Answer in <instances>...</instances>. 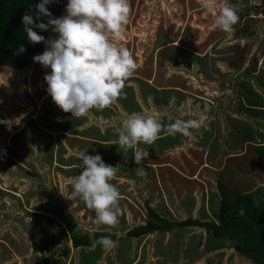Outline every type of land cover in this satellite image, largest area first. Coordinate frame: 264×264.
Returning <instances> with one entry per match:
<instances>
[{
  "label": "rangeland",
  "instance_id": "374dc122",
  "mask_svg": "<svg viewBox=\"0 0 264 264\" xmlns=\"http://www.w3.org/2000/svg\"><path fill=\"white\" fill-rule=\"evenodd\" d=\"M229 2L239 16L230 34L215 26V12L205 10L201 0H129L128 23L118 43L130 51L137 66L152 56V51L146 50L147 43L171 44L163 47L165 53L160 56L166 55L172 60L170 76L175 75V70H182V77L191 78L184 80V84L188 89L191 85L192 92L202 97L197 103L194 101L197 98H188L185 102L191 113L186 114L188 119H202L203 125L192 130L190 137L181 135L183 142L177 147L173 145L175 141L180 142L178 134L173 138L169 134L159 136L156 144L165 150L159 151L157 146L153 154L149 153L150 163L143 177L136 175L137 165L127 158L132 156L131 149L119 151L112 142L87 134L89 130L106 133L114 128L117 125L114 114L101 119L91 109L84 116L72 117L60 110L46 92L44 75L50 69L36 62L20 68L0 65V120H15L10 131L0 124V264H173L167 261L174 254V264L237 262L233 248L224 255L220 252L207 255L202 243L205 231L199 227H182L139 239L124 235L127 225L138 223L145 212V199L169 218L192 214L200 201L204 214L211 209L214 212V208L206 210L211 203L205 195L215 190L218 175H231L230 160L235 157L229 155L245 151L240 158L246 159L247 168L253 166L250 144L235 145L234 139L240 128L249 126L254 135L257 130L264 131V118L260 110L244 107L240 92L235 94L241 84L240 87H251L264 95V0ZM66 3L64 0L59 17L66 14ZM55 35L50 30L45 40ZM44 50L43 43L41 51ZM193 53L198 56H190ZM197 57L198 67L189 66L185 60H197ZM138 87L142 88L141 83ZM122 91L127 96L124 104L131 102V93L138 95L133 88L124 87ZM243 95L245 101L254 98V93L246 90ZM107 125H111L108 130H101ZM161 125V132L167 131L169 124L163 121ZM112 132L110 136H114ZM255 136L253 141L264 139V134ZM244 137L242 130L240 139ZM252 138L253 131L249 130L248 139ZM84 150L88 155H100L108 165L118 163L117 173L110 181L120 197L115 226L97 228L92 223L94 212L79 198H70L71 179L81 171L76 154ZM262 159L256 160L249 170L256 169L257 177L264 181ZM198 162L203 163L202 167L207 165L197 174ZM160 164L166 168L154 171ZM169 164L179 174H171L167 170L172 168ZM153 165L157 167L150 169ZM196 168L197 172L192 173ZM193 180L198 183L192 184ZM189 202L194 203V208ZM36 207L43 209L39 213L49 216L36 214ZM45 209L52 213L44 212ZM61 218L90 236L95 231L114 232L118 242L110 250L92 243L90 251L87 249L88 262H84L81 255L86 249L73 248L69 238L60 231L63 226L69 229ZM47 232L53 235L46 242L52 246L38 247ZM215 239L221 243L228 241ZM95 254H98L96 259Z\"/></svg>",
  "mask_w": 264,
  "mask_h": 264
},
{
  "label": "clouds",
  "instance_id": "9594fccd",
  "mask_svg": "<svg viewBox=\"0 0 264 264\" xmlns=\"http://www.w3.org/2000/svg\"><path fill=\"white\" fill-rule=\"evenodd\" d=\"M53 2L39 0L35 4L36 11L26 12L21 23L29 42L45 44V50L32 59L42 68L50 69L44 75L47 94L60 110L79 118L91 109L113 104L123 95L125 82L137 69L130 51L118 43L128 23L129 0H67L66 14L59 18H53L46 8ZM201 4L205 10L216 13V27L229 34L234 31L239 16L229 0H201ZM41 18L45 22H41ZM33 29L41 32L50 29L56 35L45 40ZM24 51L20 45L18 53ZM13 123L15 120H0L9 131ZM202 125V119H177L168 125L167 132L171 136L190 137L192 130ZM161 130L157 117L135 112L128 114L118 128L117 144L124 152L132 150L137 176L146 175L142 161L148 157L147 149L138 145H151ZM79 159L81 171L71 179L70 198H79L94 212L92 223L97 228L117 225L119 191L110 182L117 173L116 166L106 164L98 154H86L85 150L79 153ZM98 243L110 250L116 241L101 236Z\"/></svg>",
  "mask_w": 264,
  "mask_h": 264
},
{
  "label": "crops",
  "instance_id": "0c3cea01",
  "mask_svg": "<svg viewBox=\"0 0 264 264\" xmlns=\"http://www.w3.org/2000/svg\"><path fill=\"white\" fill-rule=\"evenodd\" d=\"M154 45H152V42H150L149 44L147 43L146 50L148 52L152 51L150 53V55L152 54V56L147 57L145 63L142 66L141 65L137 66V69L134 71V73L125 82L126 85L124 87L125 88L126 87L133 88L134 92H136L138 95L134 96V94L131 93V96H132L131 102L127 103V104H124V100L126 99L127 96L124 97V95H121L119 98H117V100L113 104H111V105H109L103 109H99V110L95 109V108L93 109L94 110L93 113H96L98 115V117H100L101 119H107L109 115L114 114L112 117L117 120V125L112 129H109L111 127V125L103 126V128H101V130H103L104 132L109 129L106 133H103L102 131L100 133L97 129H95L96 130L95 132H92L89 130L87 132V134L96 135L97 137H94V138L107 140V141L112 142L110 144H113V146H118V144H117L118 128L121 126V124L125 120L126 116L128 114L133 113V112L155 116L158 118V120L161 124L163 123V121L170 124L177 119L188 120L189 117L186 114H191V113L189 112V109H188L189 104L185 101L188 98H192V99L197 98V99H194V101L197 103V102H200V100H202V97H200L199 95H196L195 93L192 92L194 89H192L191 85H190V88L188 89L186 84H184V80H190L191 78L190 77H187V78L182 77V70H175V72H176L175 75L170 76L171 70H172L170 63L172 65V60H169L168 58H166V55L162 56V57H160V56L163 53H165L162 50L165 47L171 46V44H168L165 41V42L160 43V44L155 42ZM173 46L176 47L177 45H173ZM186 52L189 53L190 51L186 50ZM196 55L198 56V54H196ZM196 55H194V53L191 54V56H196ZM195 58L190 59V60L188 58L185 60H186V62L190 63L189 66H191V67L197 66L198 67L199 58L197 57V60H195ZM168 76H170V79L168 78ZM189 76H191V75L189 74ZM140 83H141V87H142L141 89L138 87V84H140ZM238 93L242 96V98L244 100L243 101L244 107L245 106L248 107L246 105V101H245V98L243 95V91L236 90L235 95L237 96ZM254 93H259V92L254 91ZM259 94L262 95V93H259ZM117 103H118V105H117ZM232 117L235 118V116H232ZM78 126H79V124H78ZM244 128H246V127H244ZM244 128H242V129L240 128L236 132V138L234 139L235 145L238 144V145L247 146V144H250L248 146H250L253 150V145L259 143L258 141H261L260 138H259V140L253 141L254 138L256 137L255 135H258L259 137H261L264 134V131H262L261 129L257 130V131H255V135H254V130L250 129L249 126L246 129H244ZM247 129L253 131V138L248 139L247 138V137H249V135H248L247 137L240 139L239 132L241 130H247ZM78 130H81V129H78ZM111 132L113 133L114 136H110ZM167 134H168V132L164 131V132H160L159 136H164ZM80 135L83 136V134H80ZM168 136H171V135H168ZM88 137H90V136L88 135ZM172 138H173V136H172ZM178 139L180 140V142L175 141V144L173 145L174 147H177L178 145L181 144V142H183V137H181V134H178ZM156 140L151 145H144V144L138 145V147H140L142 149H147V151H148L147 159L151 156V155H149V153L151 152V154H153V150H154V148L156 149L157 146H158V148H160L159 151L165 150V147L162 148L163 146L156 144ZM102 143L104 144L106 142H102ZM110 146H112V145H110ZM120 150H122V149L119 148V151ZM196 152H198V151H196ZM79 153L80 152L78 151V153L76 154L78 158H79ZM244 153H245V151L243 153L238 152V153H233L234 155H229V156L235 157L233 160H230V170H231L230 173H231V175H229L227 177H224L222 175H218L217 179L214 182L215 190H211V191L206 192L205 197L207 198V201L209 203H211V206L209 208H207L206 210H209L210 208L215 209L214 212L211 209V210H209L208 213L206 212V214H209V216L213 217V218L209 219V217L206 214H204L205 208L203 209L201 201H200V206H198L196 208L197 211L194 210L192 212V214H186L183 216V218H175V217L169 218L168 216L161 214L158 210L155 209V207L149 201H147L145 199V202H144L145 212L140 215L138 223H132L131 222L128 225L126 223L127 228H126V231L124 233L125 237L126 238H138L139 239V238H142V237H145L148 235L157 236V235L162 234V233H169V232L174 231L177 228L198 227L195 225H186V226L173 225V227H171L169 230H164V231L157 230L154 228L146 230L148 227H150V220L148 219V209H151L159 217L163 218L164 220H166L168 222H180V221H183L186 219H190V220H197V221H201V222L211 221V222L218 223L217 216H218L219 212H222L223 220L225 221L226 225H228L226 232H228V234H230V235L231 234L236 235L235 233L238 230L236 224L238 225V227L241 228L240 233H239L241 235L248 233V232L252 233L253 231L261 230L258 219H253L251 216L254 212H258V213L262 212V208L253 199H251L250 196H247V193L248 194L260 193L261 197H262V195L264 196V181L261 178L257 177L258 173H256V169L252 170V172H250V170H249L250 168H252L254 166L256 160H260V159H258L253 152L252 159H251L253 166H250L249 168H247L246 159L244 160L243 157L240 158L241 155L242 156L245 155ZM127 158L132 159V156L128 155ZM147 159L142 161L144 168L148 167V165L150 163V161ZM262 160L264 161V159H262ZM131 161L133 162V159ZM197 161L202 162V159L200 160L198 158ZM199 162H198V165H199ZM129 163H131V162H128V164ZM117 164H116V166H117ZM163 165H165V164H160L158 166V168L154 171H157L160 168L165 169L166 167ZM169 165L172 168L167 169V170L171 174L173 172H176L179 174V171L177 170V168L173 169L174 165H172V164H169ZM201 165H199L198 172H197V168H196L192 173L197 172V174H198L199 171L201 169H203L207 164H205V166H203V167ZM153 167L155 169L157 166L153 165L150 169H152ZM193 178L196 179L197 176H195ZM177 180H178V178H177ZM191 183L197 184L198 181L193 180V181H191ZM220 184L228 191V193H229L228 196H230L228 204H227V196L226 195L224 196L226 198L225 200H226L227 206H222L223 196L221 193ZM190 205H193L192 208H194V203H190ZM39 209H41V208L36 207V210H37L36 214L41 213V214H43L42 216H44L45 213H42V212L39 213V211H38ZM41 210H43V209H41ZM241 210H243V214H241ZM44 212H46V213L51 212L52 213V211H50L49 209H45ZM45 216H49V215H45ZM61 220L64 221L65 223H68L69 229L63 226L60 231L62 234L64 233L69 238V241L71 243H72V233H78L80 235L82 234L83 236L87 235L90 240H93L91 242V245H89V246H77V247H75L72 244L73 248H75V249H79V250L86 249L83 252L84 254L87 253V249L90 251V246H92V243H93V245L100 247V244L98 243V239L101 236L108 235L111 239L116 241V243L118 242V235L115 234L114 232L108 233V232H103V231H95V233L92 236H90L87 233H84L81 230L77 229V227H72L69 224V221L67 219L61 218ZM60 224H62V223H60ZM231 224H234L233 227L234 228L236 227V228L232 229ZM139 227L141 228V231L143 233H140L139 235H132L129 233V232H132L133 230H135V228H139ZM75 228L77 230H75ZM199 228H202L205 231V235H204V238L202 239V243H203V247L205 248L207 255H212L215 252H220L222 255H224L225 253H230V250L233 248V251L235 252V256L237 257V262L235 260V262H233L234 264H253V263H251V261H249V259L245 258L244 256H242L238 252V250L236 249V246L234 245V242L231 240V237H229V236H225V237L216 236L215 237V235L207 233L205 228L200 227V226H199ZM52 236H53L52 233L47 232L46 235L42 237L44 240H41L39 242L40 243L39 247L45 248L47 246H49V247L52 246V243L50 245H49V243H46L52 239ZM215 238H217V239L225 238L228 241L221 243V242H218ZM174 245H176V244H174ZM123 248H126L125 245H123ZM169 254H170V252H169ZM229 256H230V254L228 255V257ZM81 257H82V255H81ZM97 257H98V254H95V259ZM172 258L173 259H169L167 261V263L170 262V263L174 264L176 262V254H174L172 256ZM131 262L132 261H130V263ZM228 263H230V261ZM68 264H70V262Z\"/></svg>",
  "mask_w": 264,
  "mask_h": 264
},
{
  "label": "trees",
  "instance_id": "16d2710c",
  "mask_svg": "<svg viewBox=\"0 0 264 264\" xmlns=\"http://www.w3.org/2000/svg\"><path fill=\"white\" fill-rule=\"evenodd\" d=\"M39 0H0V65H6L13 68H20L23 66H28L33 62L32 57L37 54H41L42 44L41 43H31L26 38V34L23 31V25L21 23L22 16L31 10L34 13L35 4L38 3ZM64 5V0H54L53 3L46 5L48 11L52 14L53 18H58L62 7ZM215 16V13L213 14ZM34 23L36 22L35 16H33ZM41 22H45L44 18H41ZM37 32V34L42 35L44 37L47 36L48 31L41 32L38 29H33ZM20 45H23L25 51L23 53H18V48ZM191 56V55H190ZM241 85V84H240ZM238 85L239 91H248L250 93H254V90L251 87H240ZM264 95H260L259 93H254V98L250 101L246 100V105L251 107V109L260 110L264 118ZM247 128V127H246ZM244 128V129H246ZM242 131V130H241ZM239 132V134L241 133ZM245 137L249 135V129L244 130ZM248 138V137H247ZM259 143L253 145V152L258 159L264 158V139L258 141ZM221 193L223 196V204L222 206H227L229 203L228 191L220 184ZM227 196V204L226 198ZM246 195V194H245ZM247 196H250L258 205L261 206L262 212H254L252 214L253 219H258L261 230L253 231L252 233H245L243 235L240 233V227L236 224L238 230L233 234H228L226 232L227 226L225 221L223 220L222 212H219L217 218L218 223L211 221H197L186 219L180 222H168L163 218L159 217L156 213H154L151 209H148V219L150 220L149 229H157V230H169L173 225H195L205 228L207 233L213 234L215 236H229L231 240L234 242L236 249L238 252L249 259L253 264H264V196L262 197L257 193H251ZM224 212V211H223ZM229 224V223H228ZM234 224H231L232 229ZM132 235H139L143 233L141 228H135L132 232H129ZM240 235V236H239ZM108 236V235H104ZM243 236V237H242ZM89 237L83 236L82 234L72 233V244L77 246H89L91 242ZM39 247V246H38ZM82 261L88 262L89 254H82Z\"/></svg>",
  "mask_w": 264,
  "mask_h": 264
}]
</instances>
